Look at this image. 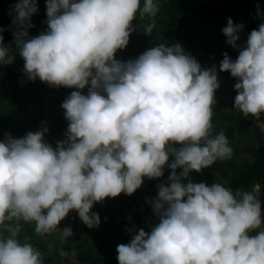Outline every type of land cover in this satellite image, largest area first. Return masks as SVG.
Returning a JSON list of instances; mask_svg holds the SVG:
<instances>
[{"label":"clouds","instance_id":"obj_1","mask_svg":"<svg viewBox=\"0 0 264 264\" xmlns=\"http://www.w3.org/2000/svg\"><path fill=\"white\" fill-rule=\"evenodd\" d=\"M11 7L15 51L0 28V67L18 54L29 81L76 90L61 105L68 128L55 148L45 141L46 126L0 141V225L17 222L0 237V264H42L41 253L17 239L19 222L68 238L72 229L59 225L75 211L88 228L99 227L96 203L131 196L166 166L168 180L150 201L158 222L150 232L129 230L131 240L117 246L118 264H264V210L254 192L190 178L233 155L223 132L211 135L217 67L202 68L179 43L116 59L138 13L153 18L144 28L151 35L156 0L142 7L141 0H46L47 29L35 37L37 0ZM243 28L228 18L222 32L239 55L225 52L219 72L237 81L234 108L264 131V22L241 47Z\"/></svg>","mask_w":264,"mask_h":264},{"label":"rangeland","instance_id":"obj_2","mask_svg":"<svg viewBox=\"0 0 264 264\" xmlns=\"http://www.w3.org/2000/svg\"><path fill=\"white\" fill-rule=\"evenodd\" d=\"M7 5H12L15 0H0ZM159 5V11L155 19V27L151 35L144 32V28L152 22V17L147 15L141 17L137 14L136 20L133 21L135 30L129 38L128 46L123 50H118L116 59L120 61L135 60L148 49L157 46L159 43H165L168 46L179 43L187 54L193 56L202 66L206 68L202 53L200 52L201 37L196 33H188L184 23L187 19L184 15L176 9L170 8V0H156ZM194 6H202L210 4L211 8L218 14L217 21L209 23L207 27V35L211 40H227L224 36L222 29L227 26L228 18L235 21V15L240 14L243 17H249L256 9H260L263 0H189ZM143 0H141V7ZM174 26V27H173ZM175 27H179L176 29ZM241 37V36H240ZM245 41L241 37L240 41ZM24 61L16 54L15 62L13 64L2 66L1 69L20 71L23 73ZM220 77V76H219ZM37 82L24 84L19 89V94L16 90L14 95L16 99L22 103L27 102L31 114L34 115L36 122H39V127H47L48 133L45 135V141L55 148L58 141H63L65 137H53L52 127L55 125L56 117L53 113L52 101L55 97H59L60 88H49L46 90V96H40L39 85H43L39 79ZM237 83L235 78L230 80H223L224 88L232 92L231 98L223 99V104L217 107V122H212L211 135L215 136L223 132L229 140V146L233 149V155L230 159L217 160L210 168L213 177L217 183H224L229 178L233 177L237 170L246 164H251L255 160L257 150L261 144L264 143V131L257 126L254 117H245L239 110L234 108L235 92L234 85ZM23 88V89H22ZM59 89V90H58ZM70 89V88H66ZM75 91L76 89H71ZM42 91V90H41ZM67 91V90H66ZM83 94H87V88L82 90ZM62 99L59 106L61 107ZM264 120V115L261 116ZM18 120H15L14 126L6 127V134H11L14 138H21L26 133L18 131ZM5 135V134H4ZM1 141L4 139L3 135L0 136ZM171 163V160H169ZM179 173V169L177 170ZM171 170L166 166L164 176L159 179L145 178L142 186L134 193L135 201L141 205L144 210V226L145 231L150 232L151 226L157 223L150 201L154 200L158 194V185L165 183ZM193 182H204L207 184L205 178L196 172L190 174ZM187 183V181H183ZM257 198L260 197V190H256L254 186L251 190ZM93 212L100 216V225L96 228H88L78 217V214L73 211L65 220H63L59 228L63 230L70 227L73 231V236L62 238L59 229L47 233L39 234L41 238L49 244V247L58 253L63 259L71 264H118L117 260V246L119 244H127L131 238L132 233L129 230H139V220L132 208L131 196L121 193L116 198H106L103 202L96 203ZM31 225L36 227L35 222H30ZM255 234V233H253ZM8 233L1 235L7 237ZM17 239L21 243H29L27 239L21 237L19 234ZM84 251H88L89 258L87 261L80 262L76 257L74 249L81 246ZM80 257V256H79ZM48 258V255H42V262Z\"/></svg>","mask_w":264,"mask_h":264},{"label":"trees","instance_id":"obj_3","mask_svg":"<svg viewBox=\"0 0 264 264\" xmlns=\"http://www.w3.org/2000/svg\"><path fill=\"white\" fill-rule=\"evenodd\" d=\"M18 2L19 0H15L12 5ZM37 4L38 12L32 17L31 21L34 25L30 31L31 37L38 36L42 31L47 29V24L45 23L47 20L46 0H37ZM12 5L9 6L4 2H0V28L5 30L3 32L5 45H11L13 51H15V45L12 43L13 16L10 15L12 12ZM169 5L172 10L176 9L180 12V14L186 17L187 22L184 23L186 31L188 33H196L201 37L200 52L202 53V59L206 68H210L213 65L217 67L220 88L215 94L216 104H214L212 108L213 114L211 121L217 122V115H219L217 114V107H220L221 104H223V99L231 98V95L233 94L232 92L227 91L222 84L223 80H230L233 77L230 73L219 72V66L223 60V54L225 52H227L228 55L233 60H235L239 55V49L228 45L226 40H211L208 37L206 25L211 22L213 23L218 19V14L211 8L210 4L194 6L189 2V0H170ZM262 16H264V0L262 2L261 8L256 9L251 16L243 17L240 14L235 15L234 23L244 25L240 36L244 38L245 41L238 42L241 47L246 44L247 37L251 31L258 29L259 24L264 22ZM175 28L178 29L179 27ZM34 82L36 83L37 81L35 80ZM34 82L29 81L25 77L24 73L20 71H6L5 69L0 68V136L3 135V138H5L4 134H6L7 131L6 127H9L10 125L14 126L15 120H18L19 122L16 126L18 127L17 130L20 132L27 134L29 131L35 132L41 129L39 127L40 123L36 122L34 115L31 114V111L27 106V102H19L14 95L15 90L16 94L17 92L19 94V89H21V86L24 84H30ZM41 84L42 83L39 85L40 92L37 93L40 96H46V90H49V88H55L47 85L46 83L43 85ZM72 91L73 90L66 88L61 89L60 93L63 94H59V97H55L52 101L53 113L56 117L55 125L52 127V129H50L52 131L51 135L53 137H65V133L68 128V121L65 119L64 110L59 106V104L60 100L62 99L63 103ZM45 138L47 137L45 136ZM170 160H172V158H170ZM200 174L205 178L209 186H211L212 183H217L210 169H204L202 172H200ZM223 184L226 187L231 188L234 192L237 190L251 192L254 186H258L260 189V197L257 199L260 200L262 204V210H264V143L259 146L253 163L241 166L235 175L226 180ZM134 196L135 195L133 193L131 195L132 208L134 209L137 219L139 220V229H145L144 210L141 205L137 204V201H135L136 197ZM15 223L17 222L6 221L5 224L0 225V237H2L1 235L8 233V227L10 225H14ZM19 224V235L27 239L28 242L42 255H48V258H46L42 264H71L49 247V244L44 241L39 234L36 233L35 227L31 225L30 222L25 223L21 221ZM80 243L81 246H77V248L74 249V252L77 250L75 254L78 256L76 257L80 260V262H85L87 261L86 258H89L90 256L88 251H84L82 248L83 241ZM88 264H94V262H89Z\"/></svg>","mask_w":264,"mask_h":264},{"label":"built area","instance_id":"obj_4","mask_svg":"<svg viewBox=\"0 0 264 264\" xmlns=\"http://www.w3.org/2000/svg\"><path fill=\"white\" fill-rule=\"evenodd\" d=\"M256 190H260L258 186H256Z\"/></svg>","mask_w":264,"mask_h":264}]
</instances>
